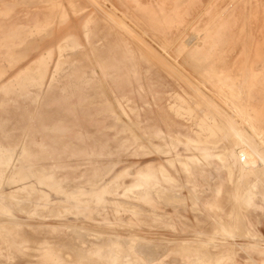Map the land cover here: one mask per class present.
I'll return each mask as SVG.
<instances>
[{"label": "bare ground", "instance_id": "bare-ground-1", "mask_svg": "<svg viewBox=\"0 0 264 264\" xmlns=\"http://www.w3.org/2000/svg\"><path fill=\"white\" fill-rule=\"evenodd\" d=\"M250 1L251 0H229L228 6L223 11V29L221 28L223 31L221 32V38H223V36L226 37L230 30V18L235 7L243 6V8H245L253 3ZM47 2L49 3V1ZM40 3L42 4L43 2ZM37 5H39V3ZM27 6H31V4L24 1L19 2L17 0H0V34H4L3 37L0 36V154L4 158V162H0V168H2L4 172H7L2 184L0 181V192H4V183L16 184V186L13 187L14 189L11 190L13 192L12 196L15 202L18 203V207H21L22 211H27L29 209L27 212L35 210V208L39 206V200L30 201L32 194L37 192L40 196L46 197L43 205L44 207L47 208L50 205H58L60 207L58 215L55 216L59 219L65 218L69 211L72 210L70 214L75 216L87 212L89 216L86 218V221L96 222L92 217L94 212L92 204H101L104 206L103 204L105 203L116 207L117 210L122 208L125 209V211L128 210L129 213L131 211L134 215H145L151 223H155L164 220V217L170 219L174 215L184 218L180 214L179 208L188 207L189 203L200 205L199 192L204 191L201 184L207 182L205 175L207 169L213 166L216 167L217 165L214 162H220L219 165H222L221 162H225L226 165L223 164L224 168L232 172H238L242 176L241 178L249 176L250 178L252 176L255 178V182L251 184L250 188L241 199L238 190L233 192L232 198L234 202L243 203L247 208H251V210L257 214L258 224L261 223V215H264V205L259 202L255 203L254 200L256 199L255 196L257 195V191L262 195L261 198L264 197V127L256 129L254 128L256 124H251V120L247 119V112L253 107L252 104L243 103L234 105L235 110L232 108L233 104H224L228 109L233 110L234 115L228 113L225 110V106L222 108L219 104L211 101V99L205 104V107H208V109L204 110L201 106H195L193 104L194 101L201 102L198 98L201 91L197 88V84L193 82L188 84L192 86V88H195L192 89V91H194V93L196 92L195 95L197 100H194V96L192 97L193 99L191 95L190 97L188 96L190 89L188 90L187 87L185 88L182 86L185 81L180 85L177 83L178 81H174L175 77L172 79V75L166 72L165 77L160 76L156 63H154L152 58H148V56H145V58L139 56L144 51L142 52L137 48L134 50L130 49L131 51L125 50L124 43L122 42L123 36L118 28H115V30L109 34V39L106 41L107 43L100 41V38L105 33L103 29L99 30L94 42L96 46L95 52L97 53V62L104 65L106 68L105 71H103V76L106 79L107 88L111 92L113 98L112 101L105 99L98 111L88 115V121L90 125L96 127L98 123L94 118L95 115H104L109 118V122L105 127L115 129L117 134H125V136L117 139L116 153L119 151L131 150L130 154L132 155L141 154L146 156V160L144 159L145 161H143L142 164L139 163L140 167L132 164L114 173L115 162L107 164L97 162V158L105 154L103 149H109L107 142L103 141L99 144L94 137H85L83 131L77 128L78 126H82L84 120L78 115L76 110L77 106L83 105L85 101L92 100L104 93V87L101 85L92 86V82L89 88L81 87L82 85L74 87L73 83H71L72 87H68L63 85V79V82H60L62 80H60V77L57 75L61 86L57 84V86L50 90L48 93L49 96L41 101L45 107H49L55 111L68 112L72 120L70 122L61 120L57 124H46L43 122L44 120H39V125L35 129L31 130L29 126H25L22 128L21 133L17 135L15 132L19 127L16 126L9 117V102L17 105L19 99L32 101L33 99L28 98L32 93L30 87L33 85V81L28 79L38 80L39 78L43 79L45 76L44 71L41 73L34 71L30 72L28 75L25 74V81L22 85L14 84L12 81L14 76H6L7 70L12 68L13 65H17L28 59L32 51L30 47L31 40L33 36L37 34V30L41 29L47 20V14L43 7L38 9L33 6L32 11H28ZM218 6L219 4L217 7ZM261 9H263L264 12L263 3ZM19 11L24 14L25 21L18 22L12 19ZM150 13H152V9ZM199 14L200 13H198V15ZM150 15L152 16V14ZM150 17L148 16L151 20L152 18ZM185 17L188 19L187 15ZM3 19H8L9 21L3 22ZM153 20L154 18L151 21ZM114 21L116 20L114 19ZM150 23H148V25ZM153 25L151 27H153ZM113 26L115 27V25ZM155 26L153 27L154 29ZM157 28L158 32L161 34L159 27H156V29ZM212 29H210L209 36L204 39L199 36L192 37L191 39L194 43L192 48H188L189 50L187 51H191L195 48L203 49L204 44H206L208 40H211L213 37L216 39V32ZM151 30L153 29L151 28ZM166 32L168 33L169 31ZM5 34L9 35L6 37ZM163 35L162 33V36ZM16 47H24V49L17 50ZM247 50H249V40L245 38L242 45V53L246 54ZM171 54H169V57L172 58ZM136 56H139V58L137 59ZM177 59L181 67H189L185 54H179ZM143 60L146 65L148 64L150 66L152 71L144 74L141 73V68L136 66V64L138 62L141 63ZM174 60H176V58ZM252 60L254 59L252 58ZM49 61L50 57L41 58L39 60L40 66L45 65ZM160 61L158 63H160ZM166 65L167 64H165L164 68H166ZM74 66L72 70H74ZM149 66L147 68H149ZM4 69L6 70L2 72ZM220 70L222 69L220 68ZM185 72L194 80L201 76L199 70H184V73ZM257 72L264 76L263 70H258ZM83 73L81 72L80 74ZM176 73L178 72H175L174 75H176ZM252 73V70H247L246 68L241 71H221L220 76L222 74L224 80L222 83L218 84H220L222 90V98H227L228 101L232 100L230 101L231 103H234L233 100L242 102L246 88H252L250 87V81L253 78L252 76H254ZM70 74L72 75L68 70V72L66 71L60 76L67 78L71 76ZM211 76L210 72L209 77ZM245 77H249L250 79H246ZM179 78L181 77L179 76ZM3 79L7 82H3ZM55 79L57 78L55 77ZM254 79L255 77L253 80ZM201 82H203L202 84L205 86L207 93L214 92L212 89L214 80H201ZM183 88H185V90H183ZM252 90H254V88H252ZM40 92L41 88L35 91L36 94H40ZM206 92L203 93L206 94ZM137 98L140 100V103L137 102ZM198 105L200 104L198 103ZM116 109L124 114L128 120L123 121L116 112ZM209 110L213 111L214 115H211ZM261 116H264L263 113ZM78 118L81 120L80 122H77ZM260 119L263 120L264 117H260ZM261 124H263V121ZM221 128L224 129L223 132L231 134L229 138L232 137L233 139H231L233 141L231 140L232 142L230 141V144L233 143L234 145L230 149L224 150L225 152L220 151L222 153L215 152V154L213 149L214 145L212 146L210 143L214 141L213 135L214 138L217 139L223 138L221 136ZM216 130H218L221 135H219ZM35 132L40 134V139H37L35 135H33ZM70 133H73V136L70 135ZM217 134L221 137H216ZM227 137L228 135L226 138ZM88 139H91L92 145L87 150L79 146L81 143H86ZM227 139L225 141H228ZM216 142L218 143V145L216 143L217 148L223 147L219 143V140ZM69 144L71 147H69ZM69 149H71L70 152ZM67 152L76 158L87 159L88 161L85 162L90 166L89 169L81 173L72 184H70V180L72 179L69 176L57 175L54 167H45L39 164V161H58L62 154ZM106 153L112 155L110 151ZM189 157L191 161L188 160ZM202 158L210 159L213 162H193L192 160ZM12 159H15L16 162H11ZM56 166L57 165H55V167ZM57 168L60 167L58 166ZM226 178H228L227 175ZM125 179H127V181H125ZM29 180H31L32 183H23ZM228 181L230 180L228 179ZM220 189L221 187L216 185L214 192L217 196H214L212 199L209 198V200L203 204L204 210L218 215L217 218L214 217V220L223 230L224 239L231 241L234 245H238L248 256L257 254L260 261L252 260L254 264H264V237L258 232L257 239H252L250 237L241 238L237 235L238 233L236 234V232L233 231L235 229L233 222L236 216H234L233 211H227L223 208L222 202L218 197ZM184 192H186V194ZM50 193H54L59 199H56L57 201L55 202L51 201ZM1 196H4V194L2 195L0 193V198ZM84 196L90 197V199L83 200L82 198ZM2 199L4 198L0 199V208L2 214L5 216V221L0 223V236L3 238L7 248L22 253L24 252L23 250L32 248L34 244L15 234L17 228L14 226L23 223L14 215L11 209L3 203ZM160 200H162V203ZM163 202L167 204H163ZM78 207H81V209L75 210ZM238 209L239 208H237V210ZM115 214L117 215L118 213L115 212ZM258 214H261L259 216L261 218L258 217ZM51 215L52 214L48 216ZM236 215H238V213ZM113 222H119L125 225H132L134 223L132 220L124 223L123 219L118 220L117 216L110 220H101L100 223L106 225L113 224ZM193 222H196V220ZM238 224L239 223H237V225ZM94 238H96V236ZM130 238H133L132 235L127 237V239ZM240 238L241 240H239ZM122 239L125 240V238L118 237L117 241H115L117 243H112V245L115 246L114 251L111 250L112 248L103 249L104 247H102V249L96 251L93 255L102 259L107 264H118L120 260H126V257L132 254V251L129 249L126 250L123 247L120 242ZM238 240L241 241V243L237 244ZM38 248L40 253L39 258L41 259L42 257L51 264H87L88 259L91 257L90 255H83L76 263H69L65 260L61 252L50 243L45 242ZM146 249H148V247H146ZM140 251H142V249H140ZM145 252H148V254L153 253L152 249L146 250L144 253ZM212 258L214 257L212 256ZM234 263L236 262L233 261V258L228 257L222 264ZM212 264L217 263L213 262Z\"/></svg>", "mask_w": 264, "mask_h": 264}, {"label": "rangeland", "instance_id": "rangeland-1", "mask_svg": "<svg viewBox=\"0 0 264 264\" xmlns=\"http://www.w3.org/2000/svg\"><path fill=\"white\" fill-rule=\"evenodd\" d=\"M17 1L19 2L24 1V2H27L28 4H31V2H33V0H27V1L17 0ZM79 1L84 4H87L88 8L90 9L92 8L91 5L86 0H79ZM98 1L102 2V0H98ZM250 2L251 3L253 2L250 5L251 7L250 20L254 26L255 25H257V27L259 26V31L263 32L261 36H264V29L261 26L262 20L260 17L261 10H262L261 5L262 3L264 4V0H251ZM106 7H109L108 3L104 4V8ZM27 8H28L27 9L28 11H32L33 6L32 7L27 6ZM172 9L176 10L174 13H177V11L179 10V8H176V7L174 8L164 7L163 9L164 10L163 18H162L163 28H160L161 22L156 21V18H155L156 16L154 15L153 12L150 13L151 10L149 9L150 11L148 13V16L150 17L151 16L150 14H152L150 18L152 19L154 18V20L151 21L152 19L150 20L147 16L148 21L142 24L147 31L148 37L146 38V40L132 39L130 42L127 38H125L124 34L122 33V36H123L122 42L124 43L125 50L127 49V51H131L137 48V49H140L142 52L143 51L146 52V53L143 52L139 56L143 58H145V56H148V58L149 57L152 58L154 63H157L161 60L160 64L163 65V70L159 69L158 72L160 76L165 77V72H166L172 75L171 76L173 77L172 79H174L175 77L174 81H178L177 83H179L180 85H182L185 81L186 84L184 83L182 86L185 88L187 87V89L188 90L190 89L191 91L192 89H195V88H192V86H189L188 84H190L191 82H193L194 84H197V88L201 91V93L199 92L200 96L198 97L201 102L194 101L193 104L197 107L201 106L204 110L208 109V107H205V104L207 103L208 100H210V98L206 97L207 92L201 80L203 81L214 80V83H212V89L214 90V92H211L209 94L214 95L217 98H220V97L222 98V90H221L220 84L218 83L223 82L224 80V78L222 77L223 75L221 74L220 76V73H217L216 77L212 78V77H209V75H206L207 74L206 72L200 71L201 76L195 79L198 81H195L186 72L184 73V71L180 70L178 75L181 78H179L177 73L176 75H174L176 71L171 70L172 67L170 64L173 60L171 57H169V54H166V53L164 55L156 54L155 47L158 50H160V47L156 45L155 38L150 37V34H153L155 36L156 31H158V28L156 29V27H159V31L161 32V34L159 33L160 36H162V33L164 34L162 36L163 44H161V47H163V50L166 52L168 48L171 46L170 37L174 30L170 28L168 30V23L164 20L167 18V15L172 12ZM223 14L224 13H222V17L220 19L210 24L208 28L202 31L193 30L191 32L192 33L191 38L195 36H199L200 38L204 39L205 37L209 36L210 29L213 28L212 30L216 32V35H218L219 33L218 38L223 39L224 36L223 38H221L222 37L221 32L223 31L222 30L223 29L222 28ZM79 18H82V15H80ZM12 19L15 21L21 22V21H25V16L23 13H21V11H19L15 14V16L12 17ZM8 21H9L8 19H3V22H8ZM148 23L150 24L148 25ZM152 25L153 27L156 25L155 29L151 27ZM151 28L154 31L155 30L156 31L154 32L153 30H151ZM166 31H169V32L167 33ZM38 32H39V29L37 30L36 33ZM8 35L9 34H5L6 37ZM0 36L3 37L4 34H0ZM212 39H215V37H213ZM260 42H261V45L263 46V47L261 46V49L264 50V39L262 40L260 39ZM39 48H41V46H39ZM95 48L96 46L94 44V50ZM16 49L22 50L24 49V47L23 48L16 47ZM38 49L32 50L29 55V58L26 61H22L21 63H18L15 67L8 69L6 76L9 77L13 75L17 70L23 67L27 61H31L32 59L36 58L39 55V51H40ZM139 56H136V58L138 59ZM185 57H186L187 65H188V55H185ZM165 64H167L166 68H164ZM44 66L45 65H41V68H44ZM136 66L141 68V73L143 74L146 72L148 73L152 71L150 69V66L144 63V60L141 63L138 62ZM148 66L149 68H147ZM252 67H257V64H253ZM6 69L2 70V72L5 71ZM257 71L258 70H252L253 72L252 74H254V76L252 77L253 78L255 77V79L253 80L252 78L250 81L251 82L250 87L254 88V90H252V88L249 89V87L246 88L247 93L245 92V97H244V98H250L254 101L234 102V103H231V102L223 103L222 102V103H217V104H219L222 108H224L225 106L224 104H231V105L233 104V107L231 106L233 110H235L234 105H237V104H243V103L252 104L253 107L250 109L248 108L249 111L247 112L250 116L247 114L248 118L246 117V115L245 117L248 120H251V122L249 121L251 124L252 123H254V125L256 124L254 128L259 129V128L264 127V119L263 120L260 119V117L261 118L264 117V116L263 117L261 116L262 113L264 115V96H263L264 95V89H263L264 88V85H263L264 76L259 74ZM41 72H43L42 69L37 71V73H41ZM209 73L210 72H208V74ZM187 77L191 79H188ZM246 79H250V78L247 77ZM34 84H36V82L35 83L33 82V85L30 87L32 93L30 94L28 99H30L32 94L35 93L33 91L36 89V86ZM182 86H181V89H182ZM85 87L89 88L90 86H85ZM103 87H104L103 88L104 93L100 94L99 97L93 98L92 100H89V101H85L83 105L81 104L80 106H77L76 110H77L78 115H80V117L84 119L82 122V126H78L77 128L83 131V135L85 137H91V136L94 137L98 141L99 144H101L103 141L107 142L109 149H103L105 154L97 158V162H100L103 164L115 162L116 165L114 167V173H117V171L120 170L121 168L128 166V165H132V164L138 165V167H140L139 163L142 164V162L146 160V156L141 155V154L132 155L130 154L131 150L119 151L118 153H116L117 139L125 136V134L124 133L117 134L115 129L105 127V125L109 122V118L105 117L104 115H97V116L95 115L94 118L98 123V126L96 127L90 125L88 121V115L98 111L101 107V104L104 102L105 99H109L112 101L113 96L111 92L108 90L107 85L105 84L103 85ZM185 88H183V90H185ZM190 90H189L190 93H188L189 94L188 96L190 97L191 95V98L194 96L193 97L194 100H197V97L195 95L196 92L194 93V91L191 92ZM203 92H206V94ZM137 102L140 103V100L138 98H137ZM198 103L200 105H198ZM227 109L228 107L225 106V110L228 113L234 115V112L232 109H228L230 112ZM8 111H9V117L11 118V120L15 123L16 126L19 127L18 128L19 130L17 129V131L15 132L17 135L21 133L22 128L25 126H29L31 130L35 129L39 125V120L41 121L44 120L43 122L46 124H57L61 120L68 121V122L72 120V117L68 114V112L55 111L49 107H45L42 102L33 103L32 101L22 100V99H19L17 105L9 102ZM116 112L119 114L120 118L123 121L128 120L127 117L124 114H122L118 109H116ZM209 112L211 115H214L213 111L209 110ZM250 112L251 113L253 112V113L251 114ZM77 120H78L77 122L81 121L79 118ZM261 120L263 121V124H261L262 123ZM216 131L218 132V130ZM220 131H222L221 132L222 135L220 132H218V134L221 135L224 139L214 138V135L212 134L214 141L210 144L212 146L214 145L213 147L214 153L215 152L216 153L225 152L226 149H230L234 145L233 143L230 144V141L233 139L232 137H231L232 139L229 138L231 134L230 133L227 134L226 132H223L224 129L222 128ZM218 134L216 137L218 138L221 137V136H218ZM33 135H35L37 139H40L39 133L35 132ZM70 135L73 136V133H70ZM227 135H228L227 137L228 139L226 138ZM68 138H71V137H68ZM225 138L228 141H225L226 140ZM218 140L221 146L223 147L221 146H218L221 148L216 147L218 145L216 141ZM91 145H92L91 139H88L86 143L79 144L80 147H84L86 148V150ZM69 147H71L70 144H69ZM70 150L71 149H69V152ZM108 151L112 152V155H108L106 153ZM69 152L62 154V156L58 159V161H53V160L39 161V164L44 165L45 167H54L57 175L69 176L72 179L70 180V184H72L74 180L81 173L86 172L90 166L87 162H85V161H88L87 159L76 158L74 156H71ZM13 162H15V160ZM214 163L217 165L216 167L218 168H216L215 166L208 168L207 173L205 174L207 178V182L201 184L204 191L199 192L200 205L196 203L195 204L189 203L188 207L179 208V212L184 218L174 215L170 219H167L166 217H164V220L160 222L158 221L155 223H151L145 215L143 216L134 215L132 214L131 211L129 213L128 210H126L127 211L126 212L125 209H122V208L117 210L116 207L107 205L105 203L103 204L104 206H102L101 204L99 205L92 204V206L94 207L93 208L94 212L92 214V217L93 219L96 220V222L86 221V218L89 216L87 212H84L78 216H75V215L70 214L72 210L69 211V213L66 215L65 218L59 219V218H56L55 216L58 215V211H60V207L58 205H50L47 208L44 207L43 205L45 203L46 197L40 196V194L37 192L32 194V197H30V201L39 200L40 201L39 206L36 207L35 210H32V211L30 210V212H27L29 209L27 211H22L21 207H18L19 206L18 203L15 202L12 196L13 192L11 190L14 189L13 187H15L16 184L14 185V184L4 183L3 189L5 193H4V196L2 197L4 198L2 199L3 203L6 204V206H8L13 213H15L14 215H16L17 218L23 223V224H16L14 226L15 228H17V230H15V234L22 237L24 240L32 242L34 245L32 248L25 249L23 250L24 252L19 253V252L14 251L11 248H7V246L4 244L3 238L0 236V264H51L49 261L44 260V258L42 257L41 259L39 258L40 253H39L38 247H40L45 242L50 243L51 245L56 247L61 252L65 260L69 263H76L81 256L90 255L91 257L88 259L87 264H107L105 261L94 256L93 254L96 251H99L100 249H102V247H104L103 249L112 248L111 250L114 251L115 246L112 245V243L116 244L117 242L115 241H117L118 237L125 238V240L122 239L124 241L122 240L120 241L121 244L126 250L129 249L132 251V254L127 256L126 260H123V261L120 260L118 264H196L197 261H198L197 264L198 263L199 264L200 263L201 264H212L213 262L217 264H222L224 261H226L228 257L233 258V261L236 262L234 264H254L252 260L260 261L259 256L257 254H251L250 256H248L246 253H244L241 250V248L238 245H234L231 241L224 239L223 230L218 226V224L214 220V217L217 218L218 215L213 212L210 213L204 210L203 204L206 201H208L209 198L212 199L214 196H217L216 193L214 192V189L216 185H219L221 189H220V194L218 197L222 202L223 208L227 211H233L234 216H236L237 218L236 219L234 217L233 223H234V228L235 229L237 228L238 230L234 229L233 231H235L236 234L238 233L237 235L241 238L250 237L252 239H257L258 232H260L262 236L264 237V215L262 216L261 214H258V217L260 215L262 217L261 223L258 224L257 214L253 212L251 208H247L243 203L240 204V203L234 202V199L232 198L233 192L235 190H238V193L240 194V199H241L244 196L245 192L250 188L251 184L255 182V178H253V176L251 178L250 176L246 178H241L242 176L238 172H232L230 170H227V168H224V165H226L225 162H221L222 165L224 164L223 167L222 165H219L220 162H217V163L214 162ZM55 165L57 166L55 167ZM58 166L60 168H57ZM222 170H223V173H222ZM6 175H7V172H4L3 169L0 168L1 184L3 183ZM226 175L228 176V178H226ZM228 179L230 181H228ZM125 181H127V179H125ZM216 182H219V183H216ZM23 183L30 184L32 183V181L29 180ZM17 184H21V183H17ZM184 193L186 194V192ZM261 196L262 195L260 194V192L257 191V195L255 196L256 199L254 201L255 203L259 202L260 204L264 205V197L261 198ZM50 199L51 201L55 202L57 201L56 199H59V198L54 193H50ZM82 199L86 200V199H90V197L88 198L84 196ZM160 202L162 203V200H160ZM163 204H167V203L163 202ZM237 208L239 209L237 210ZM241 208L243 209V211ZM80 209L81 207H78L75 210H80ZM115 212H117L118 214L116 215ZM236 212L238 213L240 217L236 215L237 214ZM0 214H1V211H0ZM50 214L52 215L48 216ZM116 216L118 217V220L123 219L124 223H127L131 220L134 223L132 225H125L119 222L117 223L113 222V224H106V225L100 223L101 220H110ZM194 220H196V222H193ZM4 221H5V216L2 215L0 217V222L3 223ZM237 223L239 224L237 225ZM155 225L156 226L158 225V226L156 227ZM94 235L96 236V238H94L95 237ZM130 235H132L133 238L127 239V237H129ZM241 238L239 240H241ZM239 240L237 241V244L241 243V241ZM146 247H148V249H146ZM149 248L152 249L153 253L151 254H148V252L144 253V251L146 250H151ZM140 249H142V251H140ZM212 256L214 258H212Z\"/></svg>", "mask_w": 264, "mask_h": 264}, {"label": "crops", "instance_id": "crops-1", "mask_svg": "<svg viewBox=\"0 0 264 264\" xmlns=\"http://www.w3.org/2000/svg\"><path fill=\"white\" fill-rule=\"evenodd\" d=\"M47 1H49V3ZM86 1L91 5V9L88 8L87 4H84L79 0H33V3H31V6H34L38 9L40 7L44 8V11L47 14L48 21H45L41 29H39V32L35 34L31 40L30 47L32 48V50L38 49L39 46H41V48H39V55L31 61H27L23 67L17 70L12 75L14 76L12 81L14 82V84L22 85L28 73L33 71L37 72L42 69L45 72V76L43 79H28L30 81L36 82V85L34 84L36 86L35 90L41 88L40 94H32L31 99H33V102H42L43 99L49 96L48 93L52 88L57 86V84L61 86L63 80V85L68 87H72L71 83H73L74 87H79L80 85H82L81 87L91 86V82L92 86L101 85L103 87V85L106 84V79L103 76V71H105L106 68L104 65H101L97 62V53L94 50V42L96 40L97 33L101 29L104 30L105 34L100 38V41L103 42L108 41L109 34L113 32L115 28H118V30L123 33L125 38H127L130 42L132 39L146 40L148 35L145 27L142 24L148 21L146 16L149 13V7L150 10L152 9V12L156 16V21L161 22V27L163 22L162 18L164 7L179 8V10L177 9V13H174L176 10L172 9V12L169 13L167 15V18L164 20L168 23V28L171 27L172 30H174L170 37L171 46L166 52L163 50V47H161V44H163V39L162 36H160L159 32L156 31L155 36L153 34H150V37L155 38L156 45L160 47V50L155 47L157 55L172 53L171 56L173 61L170 65L172 67V70L178 72L177 74H179L180 70L184 71L193 69L204 71L207 73L206 75H209L208 72H211V77L215 78L217 73H220L221 71H241L244 68H246L247 70L264 71V50L261 49L260 42V39H264V36H261L263 32L259 31V26H254L250 20V5L246 6L245 8H243V6L235 7L230 18V30L228 31L226 37L220 40V38H218V33L216 39H211L213 41L208 40L206 44H204L203 49L195 48L191 51H187L192 48V45L194 43V41L191 39V32L193 30L202 31L208 28L210 24L220 19L222 17L224 9L228 6L229 0H102V2L98 0ZM40 2L43 3L41 4ZM38 3L39 5H37ZM105 3H108L109 7L104 8ZM218 4L219 6L217 7ZM198 13L200 14L198 15ZM80 15H82V18H79ZM186 15L188 16V19H186ZM115 17L118 19H116ZM260 17L262 20L261 26L264 29L263 9L261 10ZM114 19L116 21H114ZM113 25H115V27ZM245 38H248L249 40V50H247L246 54H243L242 45ZM186 42L188 45L186 44ZM179 54L188 55L189 67H181V64L177 61V56H179ZM43 57H50V61L45 64L44 68H41L39 60ZM175 58L176 60H174ZM252 58L254 60H252ZM253 64H257V67H252ZM15 66L16 65H13V67ZM73 66L74 70H72ZM156 66L158 70L160 67V69L163 70V65H160V63L157 62ZM241 66H243L244 68ZM220 68L222 70H220ZM68 70L72 73V75L70 74L71 76H69L71 79L69 77H61L62 73L64 74V72H68ZM81 72H85L86 74H80ZM57 75L58 77H60V80H63L60 81ZM55 77L57 79H55ZM74 78L79 79H75L77 81L76 82L75 80H73ZM67 79L69 80V82ZM58 80L61 83H59ZM2 81L7 82L4 79ZM35 90L33 91L35 92ZM206 97L210 98L211 101L215 103L228 101L227 98H217L216 96L209 93L206 94ZM230 101L232 100H229L228 102ZM252 101L254 100L250 98H244L242 100V102ZM233 102H238V100H233ZM14 160L15 159H12L11 162H13ZM188 160L191 161V158L189 157ZM192 160L193 162H213L212 160L206 158ZM0 162H4V158L1 154ZM0 193L3 195L5 192ZM2 197L3 196H1V198ZM1 215H3L2 212Z\"/></svg>", "mask_w": 264, "mask_h": 264}]
</instances>
